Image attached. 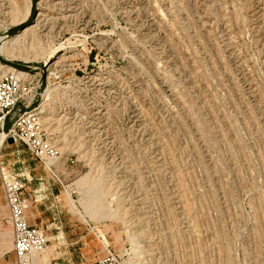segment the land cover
I'll use <instances>...</instances> for the list:
<instances>
[{
	"label": "rangeland",
	"instance_id": "1",
	"mask_svg": "<svg viewBox=\"0 0 264 264\" xmlns=\"http://www.w3.org/2000/svg\"><path fill=\"white\" fill-rule=\"evenodd\" d=\"M1 36L59 149L0 133V166L43 182L44 264H264V0H0Z\"/></svg>",
	"mask_w": 264,
	"mask_h": 264
},
{
	"label": "built area",
	"instance_id": "2",
	"mask_svg": "<svg viewBox=\"0 0 264 264\" xmlns=\"http://www.w3.org/2000/svg\"><path fill=\"white\" fill-rule=\"evenodd\" d=\"M12 70L0 73V133L4 132L6 140L11 138L12 144L23 145L39 160L55 159L59 150L47 137L40 121V104H35L38 79L31 78L27 71L15 67ZM0 179L8 208L5 221L12 229L16 264H38L35 254L47 247L49 239L42 228L27 222L28 203L23 194L26 175L23 171L16 172L0 166ZM93 264L123 262L118 254L109 249Z\"/></svg>",
	"mask_w": 264,
	"mask_h": 264
},
{
	"label": "crops",
	"instance_id": "3",
	"mask_svg": "<svg viewBox=\"0 0 264 264\" xmlns=\"http://www.w3.org/2000/svg\"><path fill=\"white\" fill-rule=\"evenodd\" d=\"M10 145H14L17 148L23 147V145L12 144V143H10ZM24 169H25V171H23V172L26 175V185H25L23 194H24V196L27 200V203H28V207L26 210V219L30 225L38 226V227L42 228L43 227V225H42L43 218L41 217V214L39 213L41 208L39 205L37 208V204H35V202L37 199V192L40 190V188H38V185L43 184V182H38V183L32 182L35 180L34 178H37V177H35V175H33V176L30 175V170L32 168H30L29 171L28 170L26 171V168H24ZM67 200H68V196H67ZM69 204H70V202H69ZM70 206H71V204H70ZM7 214H8V208H7V204H6V200H5V196H4V190H3L2 182L0 179V217H3ZM37 217H40V218H37ZM0 235H1V233H0ZM4 235L6 237H8L7 242L4 244V247L6 250L5 252H7L8 254H7V256L4 257L5 252L3 253V250H2L3 254L0 257V264H16V259H15V255L13 252V237H12L11 229H10V231H7L6 233H4ZM62 254H66L65 249H64V251H62ZM62 254H61V257L59 258V260H57L55 262H52L53 257H51L49 263L50 264H72V262L70 261L71 260L70 256L66 257ZM49 257H50V255L48 253H46V254H44L43 259L48 260Z\"/></svg>",
	"mask_w": 264,
	"mask_h": 264
},
{
	"label": "bare ground",
	"instance_id": "4",
	"mask_svg": "<svg viewBox=\"0 0 264 264\" xmlns=\"http://www.w3.org/2000/svg\"><path fill=\"white\" fill-rule=\"evenodd\" d=\"M23 7H26V14L24 15V17H23V19H22V22H24L27 18H28V16H29V12H30V10H29V7H28V5L26 4L25 6H24V4L22 3V5H18V10H20L21 8H23ZM30 30V29H29ZM27 31H28V29H27ZM26 31V32H27ZM24 32V31H23ZM30 32H32V31H30ZM22 35H23V33H22ZM22 35L21 36H19V38L20 37H22ZM5 36H1L0 37V54L1 55H3V56H5L6 58H8V59H12L13 58V54H15V51L17 50V47L19 46V41H20V39H11V40H9V41H4V38ZM22 39V38H21ZM4 41V42H3ZM57 49V48H56ZM56 49H52V50H50L49 52H48V54H47V56H46V60H50L53 56H54V54H55V52H56ZM0 66L1 67H3V65L0 63ZM8 70H12V68H7ZM13 71V70H12ZM19 73H21V72H19ZM3 74V73H2ZM41 94V93H40ZM40 113H41V110H40ZM40 121H41V117H40ZM4 134V133H3ZM5 135V134H4ZM3 135V136H4ZM5 138H6V136H5ZM56 147V146H55ZM57 148V147H56ZM58 149V148H57ZM59 150V149H58ZM58 158H59V156L57 157V158H55V159H52V160H54V162L55 161H57L58 160ZM51 163V162H50ZM50 163H48V165H50ZM49 167V166H48ZM68 199L70 200V197L68 196ZM70 202V201H69ZM47 248H48V246L41 252V253H37V254H35V258H36V260H37V263L38 264H44L43 262V257H44V254L47 252Z\"/></svg>",
	"mask_w": 264,
	"mask_h": 264
},
{
	"label": "water",
	"instance_id": "5",
	"mask_svg": "<svg viewBox=\"0 0 264 264\" xmlns=\"http://www.w3.org/2000/svg\"><path fill=\"white\" fill-rule=\"evenodd\" d=\"M7 141H8V143H11L12 142V139L11 138H8Z\"/></svg>",
	"mask_w": 264,
	"mask_h": 264
}]
</instances>
